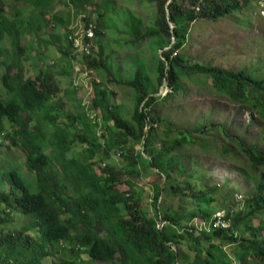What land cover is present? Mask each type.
Masks as SVG:
<instances>
[{
    "label": "trees",
    "instance_id": "trees-1",
    "mask_svg": "<svg viewBox=\"0 0 264 264\" xmlns=\"http://www.w3.org/2000/svg\"><path fill=\"white\" fill-rule=\"evenodd\" d=\"M14 1H24L32 6L34 15L38 13L30 20L36 43L56 48L61 64L56 71L65 76L72 72L74 55L66 34L59 28L67 27L84 13V23L95 25L94 39L98 44L97 55L87 60L89 66L96 71L103 69L106 76L132 88L135 100L131 119L124 118L99 79L93 81L91 107L100 110L101 123L88 113L82 99H77L75 113H66L68 123L59 121L64 105L51 101L59 84L53 70L40 64L43 53L35 50L37 73L25 74L23 61L28 56L24 55L27 49L21 38L25 30L20 28L23 7L13 3L7 6L5 0H0V137L9 142V147L24 150V165L31 174V179H26L18 169L7 170L0 161V264H234L223 249L225 245L241 249L237 264H264V223L252 224V219L264 211V174L242 209H227L221 220L213 217L221 207L213 204L217 187L198 188L191 179L199 175L191 171L186 176L189 168L179 157L186 144L202 149L216 145L194 135L207 133L213 127L200 124L191 132L169 123L163 129L160 125L165 119L156 110L160 103L184 89L183 78L203 75L218 93L246 107L251 117L258 115L264 121V74L255 76L245 69L229 71L211 64L189 63L179 52L197 18L217 20L240 11L248 3L255 6L253 2L147 0L155 4L153 19L137 38H149V50L156 52L155 57L149 72L144 57L138 56L133 61L132 78L122 81L108 62L110 54H103L102 44L116 0H65L62 3L69 7L64 12L66 16L56 11L48 19L45 14L59 0ZM5 8L12 13H6ZM128 11L131 17H137L131 9ZM45 26L52 31L43 40L39 32ZM164 83L168 90L156 95ZM99 124L107 129L102 133L106 137L102 142L94 130ZM76 141L83 144L84 154L69 156ZM236 141L250 166L264 169V155L255 146ZM113 150L124 164L117 166L107 161L101 166L96 160L98 152L108 159ZM96 164L100 172L94 168ZM148 168L158 174L152 182V213L142 207L130 179ZM121 183L128 188L121 190ZM2 204L17 207L26 218L19 229L1 225L12 222L7 213L10 208L6 212ZM196 217L204 225L194 224ZM226 220L229 224H220ZM33 230L36 235L29 233Z\"/></svg>",
    "mask_w": 264,
    "mask_h": 264
},
{
    "label": "rangeland",
    "instance_id": "rangeland-1",
    "mask_svg": "<svg viewBox=\"0 0 264 264\" xmlns=\"http://www.w3.org/2000/svg\"><path fill=\"white\" fill-rule=\"evenodd\" d=\"M64 1L59 0V4L56 3L54 9L47 12L45 17L49 18L58 9L62 12L67 11L69 7L62 3ZM5 2L7 6L13 3L23 7L21 14L23 23L20 28L25 30L21 33V38L27 49L24 55L28 56L23 61L25 74L33 76L37 73L38 66L34 63L35 61L33 62L35 50L43 53L44 61L40 64L53 70V77L59 84V91L51 101L64 105L63 113L59 114L58 120L68 123L69 119L65 116L66 113L76 112L77 99L81 100L84 93L74 89L72 72L69 76H65L56 71V68L61 66L58 63L60 55L56 48L53 45L45 48L44 42L36 43V38L30 27V20L33 19L30 15L32 6L24 1L5 0ZM142 2L116 0L112 4L109 28L105 29V35L102 37L103 54H110L107 56L108 62L111 63L112 69L122 81L132 78L135 69L133 61L138 56L144 57L149 72V66L155 57L156 52L149 50V38H137L151 24L155 6L154 3L147 0ZM252 6L248 3L240 11L221 16L217 20L197 18L190 25L186 42L179 52L189 60V63L211 64L229 71L245 69L255 76H262L264 74V16L258 12L255 6ZM120 9L125 10L121 12ZM129 9L135 12L136 18L130 16ZM11 11L13 10L6 9V13H12ZM35 16H38L37 12H35ZM51 31L52 29L45 26L39 32L40 37L45 40ZM94 71L106 89L111 102L117 105L119 113L130 120L134 108V90L126 84L116 82L106 76L103 69ZM182 81L185 84L184 89L170 96L156 108L161 118L165 119V122L162 121L160 126L165 129L171 123L173 128L187 129L191 132H194L195 127L200 124H205V127H213L207 133H194V135H201L211 143L215 142L216 145H212L210 149H202L199 145L186 144L180 149V160L189 168L185 175L188 176L191 171H195L199 178H193L191 181H195L198 188L206 189L207 185L217 187L214 193L217 200L213 203L221 206L217 215L222 216L224 211L231 208L233 210L242 209L246 203L245 199L251 196L259 177L264 174V169H254L250 166L247 157L238 148L236 140L243 141L246 146H255L257 152L264 155V121L258 115L251 117L246 107L240 106L218 93L212 88L210 79L203 75L183 78ZM167 90L166 83H164L159 87L156 95H164ZM0 92H3L1 86ZM95 112L96 114L90 112V115L101 123L100 110ZM161 127H158L159 133L162 132ZM94 130L102 142V138H106L102 136V133H106L107 129L105 131L103 125L99 124ZM8 145L9 142L0 137L2 165L6 166L7 170L16 168L26 179H31V174L24 165L26 156L24 150L19 146L9 147ZM82 145L76 141L68 155L72 156L78 153L83 155ZM222 148H227L228 151L223 152ZM96 160L101 166L107 161L117 166L124 164V160L120 159L116 150L109 152L108 159L98 152ZM94 168L101 171L97 164L94 165ZM157 178L158 174H155L152 168L140 171L139 176L135 174L130 176L131 181L134 182L135 192L141 199L142 207L151 213L153 211L152 182ZM119 188L126 190L128 185L121 183ZM4 207L5 205L2 204L1 208ZM9 208L10 210L7 212ZM5 211L11 216L12 222H3L1 225L4 228L19 229L25 223L26 218L19 213L20 210L17 207L11 205V207H5ZM215 215L213 214V217ZM259 221L264 223V211L252 219V224L257 226ZM193 222L199 226L204 225L200 217L194 218ZM158 226L161 224L158 223ZM29 233L36 235L37 232L33 230ZM261 233L264 235V228ZM223 249L233 259L234 264H237V257L241 254V249L237 245H225ZM61 254L63 255L64 252Z\"/></svg>",
    "mask_w": 264,
    "mask_h": 264
},
{
    "label": "built area",
    "instance_id": "built-area-1",
    "mask_svg": "<svg viewBox=\"0 0 264 264\" xmlns=\"http://www.w3.org/2000/svg\"><path fill=\"white\" fill-rule=\"evenodd\" d=\"M250 1L256 6L258 12L264 15V0ZM85 18V14L80 13L67 25L66 29L62 28L61 31L66 32V41L69 43L71 54L74 55L72 69L73 85L80 92L84 93L81 97L82 104L85 105L88 113L93 112L92 114H96L95 111L97 110L99 112V109L92 108L91 103L94 96L93 81L98 82L99 77L95 74L92 67L89 66L87 60L98 52V44L94 39L95 25L90 21L85 24ZM218 217L221 220L219 215H217V219ZM219 220L217 221L219 222ZM220 224L225 225L222 222Z\"/></svg>",
    "mask_w": 264,
    "mask_h": 264
},
{
    "label": "clouds",
    "instance_id": "clouds-1",
    "mask_svg": "<svg viewBox=\"0 0 264 264\" xmlns=\"http://www.w3.org/2000/svg\"><path fill=\"white\" fill-rule=\"evenodd\" d=\"M264 16V15H263ZM62 28H65L66 29V27H60V30H62ZM61 32H63V31H61ZM65 34H66V32H64ZM72 83H73V80H72ZM75 87V86H74ZM5 207H6V205H5ZM217 213H219V212H217ZM224 215V214H223ZM222 215V216H223ZM215 217H217V215H215ZM221 217V216H220ZM224 223H225V225L224 226H226L227 224H229V220H226V221H224Z\"/></svg>",
    "mask_w": 264,
    "mask_h": 264
},
{
    "label": "crops",
    "instance_id": "crops-1",
    "mask_svg": "<svg viewBox=\"0 0 264 264\" xmlns=\"http://www.w3.org/2000/svg\"><path fill=\"white\" fill-rule=\"evenodd\" d=\"M58 11H59V14H63V17H65V16H66V13L64 14V12L60 11V9H58ZM30 12H31V11H30ZM48 12H50V11H48ZM30 15H32V16H33L32 18H33V20H34V16H35V15H34L32 12H31V14H30ZM51 15H52V14H51ZM51 15H50V16H51ZM50 16H49V17H50ZM46 19H48V18H46Z\"/></svg>",
    "mask_w": 264,
    "mask_h": 264
},
{
    "label": "water",
    "instance_id": "water-1",
    "mask_svg": "<svg viewBox=\"0 0 264 264\" xmlns=\"http://www.w3.org/2000/svg\"><path fill=\"white\" fill-rule=\"evenodd\" d=\"M170 1H171V0H168V2H170ZM168 2H167V3H168ZM172 42H173V41H172Z\"/></svg>",
    "mask_w": 264,
    "mask_h": 264
}]
</instances>
